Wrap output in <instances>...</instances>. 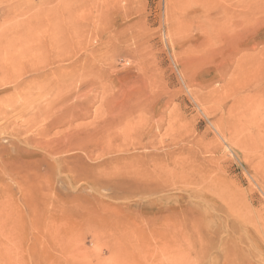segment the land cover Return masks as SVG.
<instances>
[{"label": "rangeland", "instance_id": "rangeland-1", "mask_svg": "<svg viewBox=\"0 0 264 264\" xmlns=\"http://www.w3.org/2000/svg\"><path fill=\"white\" fill-rule=\"evenodd\" d=\"M51 1L0 27V264H264V0Z\"/></svg>", "mask_w": 264, "mask_h": 264}, {"label": "bare ground", "instance_id": "bare-ground-1", "mask_svg": "<svg viewBox=\"0 0 264 264\" xmlns=\"http://www.w3.org/2000/svg\"><path fill=\"white\" fill-rule=\"evenodd\" d=\"M51 2V0H41L38 3L33 0H0V27H20L21 30L28 32L33 28L37 14L49 12Z\"/></svg>", "mask_w": 264, "mask_h": 264}]
</instances>
